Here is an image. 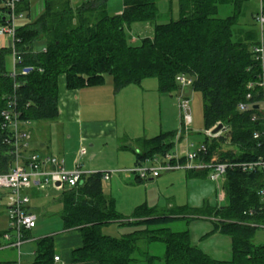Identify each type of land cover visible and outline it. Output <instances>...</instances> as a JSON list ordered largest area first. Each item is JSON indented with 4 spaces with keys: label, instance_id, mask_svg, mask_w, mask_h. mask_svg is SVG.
<instances>
[{
    "label": "trees",
    "instance_id": "trees-1",
    "mask_svg": "<svg viewBox=\"0 0 264 264\" xmlns=\"http://www.w3.org/2000/svg\"><path fill=\"white\" fill-rule=\"evenodd\" d=\"M108 0H50L42 14L31 24L16 29L15 48L22 59L21 68H31L13 79L7 69L11 51L0 49V174L11 165V147L6 144L8 132L2 129L1 113L14 97L20 119L32 123L53 122L58 117V84L64 78L68 90L102 86L111 78L114 91L139 86L155 79L160 94L172 95L180 87L176 77L192 80L191 89L202 97L204 163H249L264 155V124L257 109L244 113L238 104L261 101L257 86L264 74L250 48L258 42L253 16L244 20L243 7L249 0H178L177 20L158 23L156 0H122V12H107ZM264 12V0H261ZM20 5V9H19ZM231 8L226 17H219V8ZM21 0L17 13L28 11ZM6 9L0 3V26L6 24ZM149 25L152 35L131 43L127 29L132 25ZM41 43L43 48L35 50ZM254 84L248 89V84ZM14 85H17L14 88ZM251 99L246 101L247 94ZM257 120L252 121V115ZM218 124L223 129L217 137L208 135ZM183 128H185L183 126ZM176 134L163 133L142 140L137 160L171 154ZM35 152V151H32ZM182 162V160H181ZM208 173L193 172L189 178H206ZM102 173L82 177L81 184L62 191L60 219L63 232L80 235L81 246L71 251V264H264V245L252 240L257 227L264 224V213L249 215L260 206L258 191L264 186V174L231 170L224 178L225 206L212 209L186 210L190 216L215 217L211 233L230 237L232 257L228 262L216 261L189 240L187 231H171L172 218L161 216L146 205L137 207L130 217H123L115 200L102 188ZM111 224L128 226L131 232L120 238L103 234ZM23 232V239L30 237ZM1 235V234H0ZM161 245L163 255L157 257L143 247ZM53 237L34 241L31 264H56ZM0 264H10L0 262Z\"/></svg>",
    "mask_w": 264,
    "mask_h": 264
},
{
    "label": "crops",
    "instance_id": "crops-1",
    "mask_svg": "<svg viewBox=\"0 0 264 264\" xmlns=\"http://www.w3.org/2000/svg\"><path fill=\"white\" fill-rule=\"evenodd\" d=\"M26 1L29 9L28 11L17 13L21 15V18L16 20V29L33 23L42 14L45 2L50 0ZM71 1L73 5H76L79 0ZM40 2L42 3V8L40 7ZM121 12L111 15H119ZM143 29L148 31L146 36H149L148 34L152 32V28L149 25H144ZM10 47H12L10 38L0 35V49H10ZM42 48L43 45L41 43L35 46V50H41ZM14 68L13 58L10 56L7 69L9 72H12ZM144 82L145 81L139 86H129L121 91L115 92L112 80L109 77H106L105 83L102 86L85 87L78 90H68L64 78L59 79L58 117L55 121L51 122L50 128L56 129L59 133L57 135V144H59L58 158L63 159L66 169L71 170L74 167L78 152L81 148H85V145H88L89 151L87 152L86 150V155L84 157H89V159L92 160L96 157V154L98 155L100 149H102V145H113V143H117L119 134L123 135L122 137L125 142L117 144V151L119 153L132 154L134 156L133 165H141L142 162L137 160V153L142 151L141 141L153 138L146 137L148 130L151 134L158 132L157 135L174 132L176 136L173 140L171 154L174 157L175 155L182 156L179 158V161L181 162L182 160V163L185 162L184 156L189 151V147L188 144L183 145V142H185L191 134L189 128L188 131L186 128H183L182 122L178 123V126L176 125L177 118L179 119V113L177 114L176 108L179 111L178 104L180 99L188 98L187 89H190V87L179 88L175 93L169 95L176 96L177 106H161V104H159V106H151L150 101L152 98H150L151 96H147L150 91L144 88ZM157 87L158 85L156 84V86L152 87V90L154 88L157 89ZM156 91L161 98L168 96L167 94H160L158 90ZM139 99H141L142 102L139 101ZM169 109L170 113L168 114ZM118 123L121 125L120 131ZM33 124L34 123L29 122L28 125L21 127L23 131L29 134V150L35 151L40 155H45L43 152L46 146L45 144H39L38 148L32 147V145L36 144L34 143ZM171 127L172 129H170ZM74 128L77 133L76 141L79 145V150L66 152L63 147V140L65 136L69 138L68 135ZM131 144L134 145V147H131ZM65 155H67V157H65ZM82 158L78 160L83 166L82 170L87 172L97 170V172H100L102 169L101 165H87V167H84L85 165L83 161H81ZM120 159L124 161V156H121ZM85 168H87V170H85ZM178 171L168 172L166 174L161 173L159 177L155 179L144 181L150 182V184L145 183L147 185H143L142 187L146 192L147 190H156V198L152 200L147 193H145L144 199L140 200H137V198L133 196L128 197V208H130V205L131 207L136 206L135 209L139 206L146 205L148 208L156 209L159 215L172 218L170 223L182 222L184 224V231L188 232L190 243L194 247L213 260L223 262L230 261L232 257L230 237L218 232L211 233L214 229V223H217L219 220L215 217L190 216L187 213L188 210H200L205 205L212 209L224 207V178H219L215 181H210L208 177L189 178L188 174L190 171H183L181 173ZM119 173L127 174L124 172ZM134 180L136 183L143 184L141 180L136 177ZM106 182H110L111 193L119 186V179L112 180L110 177ZM51 187L57 191H64V189L58 190L54 186ZM32 192L38 194L39 191L30 190L27 192L30 198L28 210L31 214L30 205L33 199ZM161 201H163V205L160 204ZM118 211L117 212L122 215L121 211ZM31 231H29V236ZM67 233H70L67 234V243L60 244L57 247L54 244L55 256L60 259L59 263L56 264H71V251L81 246V239L78 233ZM0 234V251L9 250L11 251L10 255L13 256L10 260H0V262L13 264L19 261L20 264H31L20 262L21 254L19 250L22 245L32 242L30 237L28 240H24L19 249L12 246V243H14L13 238L9 240L4 238L5 235L12 236L13 234L8 228L7 212L5 226L0 229ZM72 237L74 238L72 239Z\"/></svg>",
    "mask_w": 264,
    "mask_h": 264
},
{
    "label": "built area",
    "instance_id": "built-area-1",
    "mask_svg": "<svg viewBox=\"0 0 264 264\" xmlns=\"http://www.w3.org/2000/svg\"><path fill=\"white\" fill-rule=\"evenodd\" d=\"M259 1L257 14L254 17L257 32L258 42L250 48V51L257 62H260L261 68H264V12L262 2ZM2 6L6 9L5 14L6 24L0 26V35L8 36L12 40L11 56L13 58L14 70L10 72V76L14 79L19 73L26 75L31 68H19L22 63L19 51L15 48L16 20L21 18L17 14L16 9L20 0H0ZM176 82L180 88L191 87L192 80L186 76L176 77ZM257 86L261 89L262 97L258 103L251 104L242 102L238 104L237 110L240 113L258 107V111L262 115L264 124V74L259 77ZM17 85H14L16 88ZM248 89H253L254 84L250 83ZM251 99V94H247L246 101ZM178 108L183 118V126L187 129L191 125V115L189 101L186 98L180 99ZM20 111L17 108V103L13 98L7 101V107L1 113L2 129L8 132V138L5 139L6 144L11 147V165L6 173L0 174V196L5 193L6 197V212L8 219V228L13 233L12 236L5 235L4 238L9 240L14 239L12 246L19 249L24 242L23 232L31 231L35 228L36 218L28 210L30 198L28 191H42L50 186L56 187L58 190L71 189L81 184L82 177L94 174L96 172H87L82 170V165L78 161L86 155V150L81 148L77 155V161L71 170L66 169L63 159L51 156L40 155L29 150V134L21 129L22 126L29 124L28 121L20 119ZM257 115L253 114L252 121L257 120ZM208 132V135H210ZM220 134V133H219ZM218 134V135H219ZM212 136V137H217ZM261 136L264 139V131L262 134L254 133L253 139L258 140ZM189 151L185 154V162H180L172 154H166L159 159L153 158L146 160L145 163L155 162L157 166L153 169H145V165H137L133 169L121 171L127 174L134 175L141 181H148L159 177L161 173H168L178 170L203 172L208 173L207 177L210 181H215L219 178H225L226 173L231 170H240L243 173L254 174L261 172L264 174V155L257 161L249 163H204L200 161V155L205 154L206 147L203 143L188 144ZM119 172H104L102 173L103 181H108L113 174ZM58 185V186H57ZM260 197V206L257 211H250L249 215L264 213V186L258 191ZM252 227H264V224H250ZM59 257H54V262L59 263ZM13 264H20L19 261Z\"/></svg>",
    "mask_w": 264,
    "mask_h": 264
},
{
    "label": "rangeland",
    "instance_id": "rangeland-1",
    "mask_svg": "<svg viewBox=\"0 0 264 264\" xmlns=\"http://www.w3.org/2000/svg\"><path fill=\"white\" fill-rule=\"evenodd\" d=\"M157 1V8H158V15H157V22L163 23L167 22L170 19L177 20L179 18L178 13V0H156ZM42 2V1H41ZM40 2V3H41ZM40 7L42 8V3L40 4ZM259 7V1L258 0H249L243 7V14H244V20L241 21L242 24H249L250 20V14L255 13L256 10H258ZM122 11V0H108L107 1V12L111 15L114 13H120ZM231 13V8H219V17H226L229 16ZM247 22V23H246ZM142 24H135L130 27V29H127V36L131 37V43L133 45H139L141 40L145 37H150L152 32H150L146 36V33L148 31L143 29ZM11 40V39H10ZM12 42V40H11ZM11 51L10 49H7ZM157 82L155 79H147L143 83L144 88L149 89V93L147 96H151L150 98V104L151 106H177V100L176 96H166L164 98H161L157 94V89L154 88L152 90V87L156 86ZM187 100L189 101V107H190V115H191V125L189 127V131L191 136L183 142V145H187L189 143L194 144H200L203 141V119H202V97L201 94L198 92H194L191 88L187 89ZM161 98V99H160ZM119 99V98H118ZM138 100V98H137ZM139 101L142 102L141 99ZM165 102V103H164ZM142 104V103H141ZM166 110V109H165ZM177 110V114L179 113V119L177 118V126L178 123H183L182 114L180 111ZM170 113V109L168 110V114ZM51 122H38L33 124L34 129V145L32 147L38 148L39 144H45V149H43L45 155H51L55 157L58 156V148L59 144L58 142V132L54 128H50ZM175 125V126H176ZM119 131H120V123H118ZM167 129V128H166ZM172 129V127L170 128ZM155 134H151V132L148 130L146 137H154ZM76 129L74 128L69 133V138L64 137L63 147L66 152H74L75 150H79V145L76 141ZM153 135V136H152ZM123 135L119 134V138L117 143H113V145L104 144L102 145V149H100L98 155L96 154V157L92 160L87 158H82L81 161L84 163V167H87V165H101L102 169L100 170L101 173L104 172H121L125 170L133 169L135 166L134 163V156L130 153H119L117 151L118 143L121 144L122 142H125ZM85 145V144H84ZM85 150L87 152L89 151L88 145L84 146ZM131 147H134V145L131 144ZM124 156V161H121L120 157ZM67 157V155H65ZM182 156L175 155V158L179 159ZM155 159H159L161 157H154ZM141 165H145V169H153L157 166V164L154 162H142ZM67 166V164H66ZM83 167V166H82ZM87 170V168H85ZM92 172H97V170ZM179 173L183 171H178ZM166 174V173H163ZM112 180L119 179V186H117L114 191L111 193L110 191V182L103 181L102 182V188L103 192L107 196H111L115 200V207L116 209L120 210L122 215L125 217H129L133 210L135 209L134 206L130 208L129 207V198L128 197H135L137 200L144 199L145 193L149 195V197L153 200L157 196V191H149L142 187L143 185L150 184V182H144L141 181L143 184L136 183L134 180L133 175L128 174H113L111 176ZM223 182V181H222ZM147 183V184H145ZM33 199L31 200V212L36 218V224L35 228L31 231L30 243L26 245H22L20 250L21 254V263H31L34 259L33 250H34V241L40 238L45 237H53L55 246H59L60 244L67 243V234L62 230V222L60 219V213L62 210V204H61V197H62V191H57L53 187H48L46 190L39 191L37 194L36 192H32ZM37 194V196H36ZM149 198V199H150ZM151 200V201H152ZM6 197L5 193H2L0 196V229L5 226L6 221ZM139 203V202H137ZM160 204L163 205V201L160 202ZM159 204V205H160ZM225 205V203H223ZM222 204V205H223ZM117 210V211H118ZM119 212V211H118ZM171 231L179 232L184 231V224L182 222H174L170 223L168 225ZM182 227V228H181ZM102 232L104 235L112 237V238H120L125 234H128L131 232V228L128 226H122L119 227L116 224L107 225L102 229ZM72 236V235H70ZM74 237H72L73 239ZM254 245H264V227H260L257 229V231L254 234V238L252 240ZM143 251H147L149 254L155 255L157 257H161L163 255V248L161 245H150L148 247H143ZM9 250H2L0 251V260H10L13 258L12 255H10ZM14 252V251H13ZM15 253V252H14ZM16 262V261H15ZM137 264H145L144 262H138ZM161 264V263H156Z\"/></svg>",
    "mask_w": 264,
    "mask_h": 264
},
{
    "label": "water",
    "instance_id": "water-1",
    "mask_svg": "<svg viewBox=\"0 0 264 264\" xmlns=\"http://www.w3.org/2000/svg\"><path fill=\"white\" fill-rule=\"evenodd\" d=\"M255 109H258V107L256 106ZM222 129H223L222 125L221 124H218L216 127H214L211 130L210 135L211 136H216V135H218L222 131Z\"/></svg>",
    "mask_w": 264,
    "mask_h": 264
}]
</instances>
